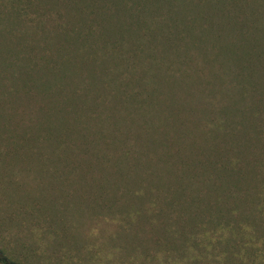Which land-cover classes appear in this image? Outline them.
Returning <instances> with one entry per match:
<instances>
[{"label":"rangeland","instance_id":"1","mask_svg":"<svg viewBox=\"0 0 264 264\" xmlns=\"http://www.w3.org/2000/svg\"><path fill=\"white\" fill-rule=\"evenodd\" d=\"M135 1L0 0V249L264 264V0Z\"/></svg>","mask_w":264,"mask_h":264},{"label":"trees","instance_id":"2","mask_svg":"<svg viewBox=\"0 0 264 264\" xmlns=\"http://www.w3.org/2000/svg\"><path fill=\"white\" fill-rule=\"evenodd\" d=\"M176 1H178V0H139V1H135V2H136V4H140L142 9L143 8L144 9H147V8L152 9V8H154L155 10H158V8H157V5H158L160 7H168L170 9V12L172 11V12H174V14H177L176 13V10L174 8V6H176L175 5L176 4L175 3ZM171 17L172 16H169L168 18H164V17H162V15L158 14L157 11L152 10V11H150V12L147 13V17H146L147 19H145V22H147L148 20L149 21L153 20L155 22L160 20L159 21V25H162L165 22V20L166 21L173 20V18L171 19ZM149 21H148V23L150 24ZM162 21H164V22H162ZM181 21H182V23H180ZM155 22H153V23H155ZM183 25H186V22L185 21L179 20V19H174L173 20V24L170 27L173 30H176L177 31L178 30V27L180 28ZM184 29H185L186 35H188V33H191L192 32L191 29L188 30L189 28H184ZM101 30H102L103 33L106 34V30L104 28L101 29ZM176 35H168V37H167L168 40L171 39V38L174 39L172 41V43L174 45H175V42H177L176 41ZM152 36H153L152 35V32L150 31V33L148 34V37L153 40L154 37H152ZM205 38L206 37H197L195 39L199 40L202 43H205ZM183 50H185V49H183ZM131 51L133 52V50H131ZM185 52H183V54H185ZM123 90L129 91L128 88H125ZM138 91H133V92H138ZM135 96H139V95H135ZM259 112H261V110H259ZM225 232H226L225 229L223 230L222 228L219 231L218 230L217 231H214V233H212L213 239H212L211 242H213L215 244L221 243L224 240V238H225V234H226ZM223 234H224V236H223ZM262 250H263L262 252H264V246H263V249ZM0 264H21V263L18 262V261H16V260H14V259H11V257H9L6 254V252H4V250H1L0 249Z\"/></svg>","mask_w":264,"mask_h":264}]
</instances>
